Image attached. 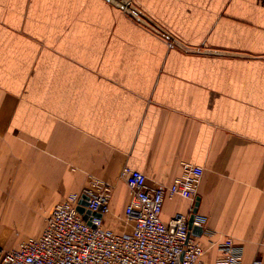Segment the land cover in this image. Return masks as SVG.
Here are the masks:
<instances>
[{"label": "crops", "instance_id": "0c3cea01", "mask_svg": "<svg viewBox=\"0 0 264 264\" xmlns=\"http://www.w3.org/2000/svg\"><path fill=\"white\" fill-rule=\"evenodd\" d=\"M132 1L170 38L109 0H0V246L93 177L118 230L121 166L154 187L187 161L197 193L166 196L162 220L197 202L205 264L226 236L264 264V0Z\"/></svg>", "mask_w": 264, "mask_h": 264}, {"label": "built area", "instance_id": "2783aa9c", "mask_svg": "<svg viewBox=\"0 0 264 264\" xmlns=\"http://www.w3.org/2000/svg\"><path fill=\"white\" fill-rule=\"evenodd\" d=\"M181 168L170 183L152 187L141 170L126 163L121 166L119 177L130 195L119 231L103 220L109 210L111 184L90 178L81 190L68 193L54 205L38 235L13 248L0 246V264H205V247L199 235L190 232L189 215L176 213L167 222L161 218L166 196L194 199L197 193L203 167L183 161ZM83 196L87 219L77 210ZM202 218L195 213L192 224L202 227L200 235L212 236L214 232L205 230ZM242 255V247L226 236L218 244L213 264H242ZM252 264L260 262L255 259Z\"/></svg>", "mask_w": 264, "mask_h": 264}, {"label": "water", "instance_id": "95a60500", "mask_svg": "<svg viewBox=\"0 0 264 264\" xmlns=\"http://www.w3.org/2000/svg\"><path fill=\"white\" fill-rule=\"evenodd\" d=\"M109 1L112 2L113 4L119 6L120 8H122L125 12H127L128 14H130L131 16L136 18L137 20H139L145 24L150 25L152 28L156 29L157 31L163 32L161 30H158L159 28H157V26L152 24L153 21L147 15H145L143 12L138 10V8L132 2L129 3L127 0H109ZM163 33H165V32H163ZM166 36L169 37L168 34H166ZM83 204H86V196H83V198L80 199L79 205L77 206V210L83 214L84 219H87V214L89 213V211L87 210L86 212H84V208L82 206ZM196 206H197V202H195L194 207H193V211L188 218V227L190 229V232H192L195 235H200L202 232V227L192 224L193 217H194V214L196 212ZM97 215H99V214H97Z\"/></svg>", "mask_w": 264, "mask_h": 264}, {"label": "rangeland", "instance_id": "374dc122", "mask_svg": "<svg viewBox=\"0 0 264 264\" xmlns=\"http://www.w3.org/2000/svg\"><path fill=\"white\" fill-rule=\"evenodd\" d=\"M129 3H133L132 0H127ZM134 4V3H133ZM136 6V5H135ZM130 15V14H129ZM131 16V15H130ZM133 17V16H132ZM134 18V17H133ZM136 19V18H135ZM139 21V20H138ZM141 22V21H140ZM145 24V23H144ZM148 25V24H147ZM40 225V223H38ZM34 225H36V223H34ZM12 229L15 232H19V231H23V232H30V223H16V224H12ZM121 227V224L119 225V228ZM22 240V239H21ZM20 240V241H21ZM18 244V243H17Z\"/></svg>", "mask_w": 264, "mask_h": 264}, {"label": "bare ground", "instance_id": "6f19581e", "mask_svg": "<svg viewBox=\"0 0 264 264\" xmlns=\"http://www.w3.org/2000/svg\"><path fill=\"white\" fill-rule=\"evenodd\" d=\"M78 191H79V190H78ZM73 192H74V191H73ZM69 193H70V192H69ZM45 220H46V217H45ZM45 220H44V224H45ZM121 224H122V222H121ZM43 227H44V225H43ZM42 229H43V228H42ZM111 229H113V228H111ZM114 230H115V229H114ZM119 230H120V228H119L117 231H119ZM41 231H42V230H41ZM41 231H40V232H41ZM27 237H29V236H27ZM27 237H26V238H27ZM26 238H24V239H26ZM24 239H22V240H24ZM22 240H21V241H22ZM21 241H20V242H21ZM20 242H19V243H20ZM19 243H18V244H19ZM18 244H17V245H18Z\"/></svg>", "mask_w": 264, "mask_h": 264}]
</instances>
